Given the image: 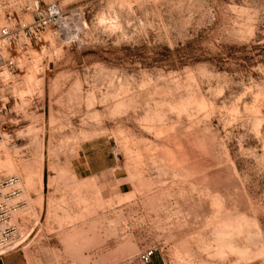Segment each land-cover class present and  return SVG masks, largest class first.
Returning <instances> with one entry per match:
<instances>
[{
  "label": "rangeland",
  "instance_id": "obj_1",
  "mask_svg": "<svg viewBox=\"0 0 264 264\" xmlns=\"http://www.w3.org/2000/svg\"><path fill=\"white\" fill-rule=\"evenodd\" d=\"M38 1L76 17L0 81L20 250L264 264V0Z\"/></svg>",
  "mask_w": 264,
  "mask_h": 264
},
{
  "label": "built area",
  "instance_id": "obj_2",
  "mask_svg": "<svg viewBox=\"0 0 264 264\" xmlns=\"http://www.w3.org/2000/svg\"><path fill=\"white\" fill-rule=\"evenodd\" d=\"M75 14H70L56 3L42 4L38 0H0V81L3 76H14L21 70L22 59L35 47L43 48L47 36L54 32L59 38L66 37L70 31ZM7 110V104L0 100V113ZM1 133V132H0ZM1 137V135H0ZM24 190L19 177L0 176V258L20 250L28 238L22 239L16 216L27 207L22 200ZM157 249L143 252L138 261L150 264Z\"/></svg>",
  "mask_w": 264,
  "mask_h": 264
},
{
  "label": "crops",
  "instance_id": "obj_3",
  "mask_svg": "<svg viewBox=\"0 0 264 264\" xmlns=\"http://www.w3.org/2000/svg\"><path fill=\"white\" fill-rule=\"evenodd\" d=\"M0 264H33V262L29 255L21 250H17L0 258ZM127 264H140V262L137 260ZM150 264H167V262L162 255H155Z\"/></svg>",
  "mask_w": 264,
  "mask_h": 264
},
{
  "label": "bare ground",
  "instance_id": "obj_4",
  "mask_svg": "<svg viewBox=\"0 0 264 264\" xmlns=\"http://www.w3.org/2000/svg\"><path fill=\"white\" fill-rule=\"evenodd\" d=\"M65 30L66 31H70V24L68 23V25H66V27H65ZM6 146L4 145V144H2L1 146H0V151L3 149V148H5ZM44 147V146H43ZM42 147V148H43ZM42 155H43V153H42ZM42 157V156H41ZM40 161V160H39ZM41 163V162H40ZM10 164V163H9ZM13 167V166H12ZM44 168V167H43ZM12 169V168H11ZM42 169V168H41ZM43 172V171H42ZM8 177H19L18 175H12V176H8ZM21 182H22V180H21ZM22 188H23V190H24V185H23V183H22ZM28 237H26V238H22L21 240H19V242L18 243H21V242H24L26 239H27Z\"/></svg>",
  "mask_w": 264,
  "mask_h": 264
}]
</instances>
